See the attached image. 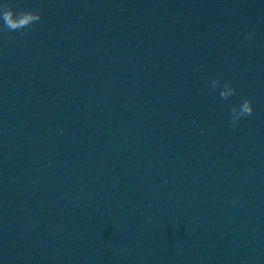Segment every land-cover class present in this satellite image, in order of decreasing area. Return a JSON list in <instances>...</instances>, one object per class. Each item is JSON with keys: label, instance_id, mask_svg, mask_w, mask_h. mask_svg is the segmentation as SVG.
Masks as SVG:
<instances>
[{"label": "clouds", "instance_id": "1", "mask_svg": "<svg viewBox=\"0 0 264 264\" xmlns=\"http://www.w3.org/2000/svg\"><path fill=\"white\" fill-rule=\"evenodd\" d=\"M42 19V14L39 11L33 9H24L17 11L10 3L5 2L0 4V32L4 31H23L30 29L31 26ZM254 33L248 32L245 34V41L251 42ZM210 87L213 89H219V96L221 99L227 100L229 97L236 93V88L231 81H224L221 84V78L216 77L211 80ZM254 111L253 101L251 98L245 97L239 105H233L230 109L231 123L233 127H236L241 118L249 117ZM234 198L232 203L236 202Z\"/></svg>", "mask_w": 264, "mask_h": 264}]
</instances>
